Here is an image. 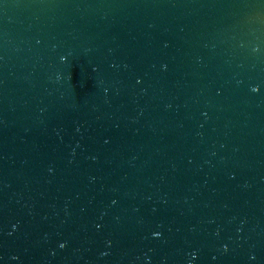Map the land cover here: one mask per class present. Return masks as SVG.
<instances>
[{"label": "water", "instance_id": "obj_1", "mask_svg": "<svg viewBox=\"0 0 264 264\" xmlns=\"http://www.w3.org/2000/svg\"><path fill=\"white\" fill-rule=\"evenodd\" d=\"M0 264H264V0H0Z\"/></svg>", "mask_w": 264, "mask_h": 264}, {"label": "snow or ice", "instance_id": "obj_2", "mask_svg": "<svg viewBox=\"0 0 264 264\" xmlns=\"http://www.w3.org/2000/svg\"><path fill=\"white\" fill-rule=\"evenodd\" d=\"M253 91H256V89H253ZM60 247H61V248H63V247H64V245H63V244H61V245H60Z\"/></svg>", "mask_w": 264, "mask_h": 264}]
</instances>
